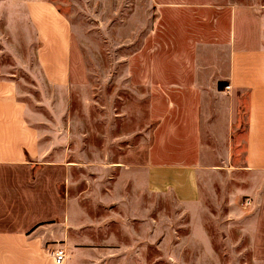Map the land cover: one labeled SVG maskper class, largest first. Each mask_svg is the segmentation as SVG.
I'll return each mask as SVG.
<instances>
[{
	"label": "crops",
	"instance_id": "obj_1",
	"mask_svg": "<svg viewBox=\"0 0 264 264\" xmlns=\"http://www.w3.org/2000/svg\"><path fill=\"white\" fill-rule=\"evenodd\" d=\"M228 13L227 28L181 29L163 61L135 57L148 133L101 175L99 191L90 179L78 185L58 125L31 123L23 108L7 113L14 98L3 93L0 264H55L57 249L64 264H140L115 229L134 240L132 224L156 228L157 197L182 212L209 210L211 198L214 213L242 216L252 258L264 263V12ZM129 197L148 200V220ZM243 198L253 201L246 216ZM92 206L105 214L93 217Z\"/></svg>",
	"mask_w": 264,
	"mask_h": 264
},
{
	"label": "rangeland",
	"instance_id": "obj_2",
	"mask_svg": "<svg viewBox=\"0 0 264 264\" xmlns=\"http://www.w3.org/2000/svg\"><path fill=\"white\" fill-rule=\"evenodd\" d=\"M234 7L263 13L264 0H0V103L11 92L7 113L23 108L31 123L58 125L78 185L90 179L99 191L101 175L148 133L135 57L163 61L181 29L227 28ZM129 200L148 220V200ZM246 200L243 216L253 211ZM156 206V228L132 224L134 240L115 229L118 247L142 253L140 264H264L252 258L242 216L214 213L211 198L203 212L163 197Z\"/></svg>",
	"mask_w": 264,
	"mask_h": 264
},
{
	"label": "built area",
	"instance_id": "obj_3",
	"mask_svg": "<svg viewBox=\"0 0 264 264\" xmlns=\"http://www.w3.org/2000/svg\"><path fill=\"white\" fill-rule=\"evenodd\" d=\"M229 89H230V87H227V90H229ZM244 206L251 209L253 207L252 199H247ZM53 256H54L55 264H64L65 259H66V254H65L64 249H57L53 253Z\"/></svg>",
	"mask_w": 264,
	"mask_h": 264
}]
</instances>
